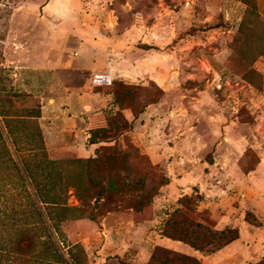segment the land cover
I'll list each match as a JSON object with an SVG mask.
<instances>
[{
    "label": "rangeland",
    "instance_id": "rangeland-1",
    "mask_svg": "<svg viewBox=\"0 0 264 264\" xmlns=\"http://www.w3.org/2000/svg\"><path fill=\"white\" fill-rule=\"evenodd\" d=\"M248 4L258 16L240 34ZM0 80L11 114L40 110L50 160L126 161L110 176L135 193L95 204L70 189L84 210L62 229L83 264H150L156 247L264 264V0H0ZM120 86L131 92L118 108ZM69 165L84 194L104 173ZM186 198L197 221L239 239L209 255L164 237Z\"/></svg>",
    "mask_w": 264,
    "mask_h": 264
},
{
    "label": "trees",
    "instance_id": "trees-1",
    "mask_svg": "<svg viewBox=\"0 0 264 264\" xmlns=\"http://www.w3.org/2000/svg\"><path fill=\"white\" fill-rule=\"evenodd\" d=\"M253 8L248 4L240 34L255 22L258 15ZM130 92L126 86H120L113 93L112 104L120 108L122 95ZM6 95H2L0 89V264H83V251H74L79 248L78 245L68 244L62 229L70 213L84 210L68 206L70 189H74L81 199H93L95 204L135 193L137 190L132 187L128 190L126 184H120V172L114 173V177L110 176L113 167H124L126 170V161L108 153L66 165L50 160L45 153L37 121L41 118L40 110L11 114V95ZM106 120L111 121L108 118ZM120 127L116 125L115 130ZM102 142L109 141L106 137L96 139L95 134H91L90 143ZM41 156L42 159L38 161ZM69 164L103 166L102 179L92 182L91 191L84 194L71 175L72 171L68 174L63 171ZM11 171L16 193H11ZM106 176L109 179L105 181L103 177ZM154 196L151 192L147 194L141 190L140 205H148ZM181 205L185 209L176 210L165 222L164 237L209 255L239 239L236 228L215 230L197 221L194 216L197 209L192 206L191 198H186ZM250 217L251 214L246 215L247 221L253 223ZM150 264L202 263L178 252L156 247Z\"/></svg>",
    "mask_w": 264,
    "mask_h": 264
}]
</instances>
